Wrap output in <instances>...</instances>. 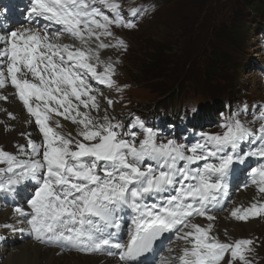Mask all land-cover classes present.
<instances>
[{"label":"snow or ice","instance_id":"1","mask_svg":"<svg viewBox=\"0 0 264 264\" xmlns=\"http://www.w3.org/2000/svg\"><path fill=\"white\" fill-rule=\"evenodd\" d=\"M125 15L118 0H30L27 21L0 31V101H8L3 90L11 88L32 118L26 123L34 124L38 134L33 139L21 133L26 143L17 145V153L0 149L5 165L0 192L34 182L28 208L18 205L13 212L42 242L105 252L122 264H135L167 233L182 242L172 264H252L248 254L254 241L221 240L212 222L217 219L213 209L222 210L228 200L233 166L250 158L261 162L248 170L240 187L254 186L259 199L235 205L229 217L245 222L264 217V106L258 128L241 121L238 109L221 125L222 133H201L190 146L174 139L159 142L153 128L138 118L125 126L108 108L102 116L93 115L101 111L103 93L90 80L119 90L112 62L97 69L100 49H126L111 30L136 27ZM101 37L116 43L106 44ZM113 103L107 99L109 107ZM62 120L75 128L64 131ZM125 210L132 215L122 242L115 236ZM4 227L15 230L11 224Z\"/></svg>","mask_w":264,"mask_h":264},{"label":"rangeland","instance_id":"2","mask_svg":"<svg viewBox=\"0 0 264 264\" xmlns=\"http://www.w3.org/2000/svg\"><path fill=\"white\" fill-rule=\"evenodd\" d=\"M145 1L135 0L137 9L143 6ZM158 2L161 4L151 19L153 21L146 22L138 31L124 29L123 35L129 40V48L123 51L128 54L124 73L127 82L134 84L135 87L122 104L125 106V101L132 99L137 104H134L137 110L146 111L153 110L157 101L165 98L164 103H170V107H162L163 116L175 110L180 118L179 130L183 131L187 124L195 123L185 116L192 92H197L199 98H207L200 92V88L213 95L219 91L211 103L214 108H218L221 101L217 99H222L224 95L228 99L239 97L241 100L245 97L242 93L253 89L249 78L252 71L251 63L244 57L248 56L251 47L254 48L258 38L264 41V0H158ZM254 4L260 6L261 11L258 9L257 11V7L252 10ZM233 22L235 24L232 29L234 25L236 28L234 27L235 34L231 37L230 26ZM215 50L222 53L223 72L217 78L209 80L204 74L206 67L213 63ZM160 68L163 75L170 77L168 82L153 81L154 69L159 71ZM198 79L200 83L194 87L193 83ZM176 80L182 82V87H188L192 91L188 95L185 94L179 89ZM183 80L189 82L183 83ZM231 90H234L232 94ZM173 91L176 92L175 96ZM193 101H198V98H194ZM251 101L255 105H260L263 99L256 102L251 98ZM224 111L229 115V107ZM3 120L5 121V117ZM130 121L131 119L128 120V124ZM187 131L193 132L194 129L187 128ZM163 134L157 136L158 141H163ZM241 176L245 177L244 174ZM252 202L253 198L246 196L241 198L238 205L248 206ZM0 213L4 212L0 210ZM261 223L262 217L250 218L246 222L228 219L223 225L222 223L216 225V228L220 230L221 237L226 229L229 233L227 239L236 240L241 233L254 234ZM261 251L264 254V245ZM89 253L92 254L87 252L86 257L90 256Z\"/></svg>","mask_w":264,"mask_h":264},{"label":"bare ground","instance_id":"3","mask_svg":"<svg viewBox=\"0 0 264 264\" xmlns=\"http://www.w3.org/2000/svg\"><path fill=\"white\" fill-rule=\"evenodd\" d=\"M144 26H141L143 28ZM256 52V55L254 53ZM248 56H245L244 58L251 63V70L252 73L249 75L251 85L253 90L250 91L252 95H254L253 92H261L262 91V85L264 82V46L259 43V40L257 39V42L254 45V48L251 47L250 50H248ZM240 59L242 57L240 56ZM209 66L206 67V70ZM255 71V72H254ZM254 72V73H253ZM103 93V92H102ZM107 93V92H106ZM103 98L107 99V96L105 93H103ZM109 98V97H108ZM109 99H112L111 97ZM107 105V106H106ZM9 108L10 110L17 111V106L15 104L5 106V108ZM103 108H109L111 109L107 103L103 105ZM20 112L21 109L19 110ZM20 121V129L22 130V133H28L33 131L32 127L26 123L28 119L23 116L22 118H19ZM71 124L68 123V130L71 129ZM14 135L5 136L4 134L0 136V139L7 143V140L12 139ZM245 164V163H244ZM240 165V164H237ZM234 183L229 180V194L228 197L231 196H248L251 195L252 197H256L258 194L256 192V189L254 186H249L247 189H243L241 187H238L237 184L233 185ZM239 189V190H238ZM224 204V208L222 210L220 209H213V214L217 216V219L212 222L216 225H223L224 219L229 217V210L234 207L235 203H231L230 198H228L227 201L222 202ZM120 215L123 217L122 220V227L128 226L130 217L132 213L129 210H125L120 213ZM8 217L13 218L10 222L11 225L15 226V230L10 229L14 235L21 234L23 228L27 229V236H31V232L28 230L29 225L26 222V219L23 217H16L14 213L7 215L5 213H0V222H3V220ZM201 219L205 223H209L204 218H197ZM20 221H24L21 223ZM218 222V224H217ZM119 232V231H118ZM118 232H116V239H119ZM128 238V234H126V241ZM121 240V239H119ZM164 241L171 240L172 244L176 247H180L182 242L177 240L175 237L171 236V234H166L163 238ZM163 240L160 241L159 246L163 244ZM122 241V240H121ZM17 244L14 249H6V261L4 260L2 264H115L111 260H107L103 262L106 255L104 252H101L100 256H96L95 254H90L89 257H86L87 252L77 250L75 248H71L68 246H62L60 244H57V248H52L51 243H48L51 248L45 247L43 245H38L31 243L26 240H16ZM123 242V241H122ZM154 254L151 253L150 257H153Z\"/></svg>","mask_w":264,"mask_h":264},{"label":"trees","instance_id":"4","mask_svg":"<svg viewBox=\"0 0 264 264\" xmlns=\"http://www.w3.org/2000/svg\"><path fill=\"white\" fill-rule=\"evenodd\" d=\"M255 7H257L256 8V10L258 9L259 11H261V7L260 6H258L257 4H254V7L252 8V10L255 8ZM260 7V8H259ZM257 10V11H258ZM233 24H235L234 22L231 24V26H230V29H231V37L235 34V28H236V26L234 25V27H233V29H232V26H233ZM224 64V59H223V56H222V53L221 52H219V51H216L215 50V52H214V57H213V63H212V65H210L209 66V68L206 70V72H205V75H207L206 76V78L207 79H209V80H212L213 78H217L218 77V75L220 74V73H222L223 71H222V65ZM154 80L153 79H150V80H153V81H161L162 79H166V80H164L163 82H168L169 81V78H167V76L166 75H163L162 73H161V68H160V70L159 71H157L156 69H154ZM197 79V78H196ZM199 80V79H198ZM198 80H196V81H198ZM177 81V80H176ZM179 81V80H178ZM215 88V87H214ZM215 89H217V88H215ZM175 92V91H174ZM216 94H219V91L216 93ZM215 94V95H216Z\"/></svg>","mask_w":264,"mask_h":264}]
</instances>
